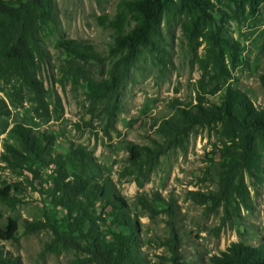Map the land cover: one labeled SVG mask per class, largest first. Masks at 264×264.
<instances>
[{
    "label": "rangeland",
    "instance_id": "374dc122",
    "mask_svg": "<svg viewBox=\"0 0 264 264\" xmlns=\"http://www.w3.org/2000/svg\"><path fill=\"white\" fill-rule=\"evenodd\" d=\"M120 0H52L53 21L41 31L44 61L37 69L38 79L45 88L48 112L43 113L32 100L33 94L15 78H0V188L10 185L15 207L0 202L6 227L10 218L18 224L14 240L0 242V250L19 258L20 264H81L86 254L76 249L51 252V229L25 234L27 221H45L60 233L68 232L65 209L51 201L56 171L54 166L31 164L30 169H13L2 162L1 154L7 145L19 147L13 128L20 124L36 132L54 136L57 154L67 156L72 148H83L92 155L103 177L124 197L130 214L136 219L134 232L140 239L139 254L143 264H170L175 258L183 264H215L213 258L226 251L231 244L241 242L249 246L264 243V173L263 180L246 177L250 190L251 208L238 206V216L222 224L224 209H213L198 201L201 195L218 190L221 171V149L225 138L220 126H197L189 137L184 151L172 149L160 156L148 179L136 182L137 174L129 164L127 142L153 147L162 143L157 132L160 124L174 114L173 101L196 104L201 92L207 102L220 104L228 86L245 93L258 109H264V0L255 11L247 6L236 9L229 0L212 1L214 12L205 26L231 42L240 43L239 60L232 65L224 58L228 69L226 79L217 82L216 70L203 69L207 43L194 48L182 32L181 17L167 24L162 14L155 27L161 47L167 57L145 52L129 69V77L118 97L113 123L108 125L102 105L91 108L89 82L105 77L110 68L87 66L81 76L77 69L68 68L69 57L55 47L62 39L72 38L91 43L103 56L108 54L113 32L99 25L101 15L113 16ZM210 24V25H209ZM207 92H202L200 81ZM218 90L212 94L214 90ZM19 89L16 94L15 89ZM264 171V151L261 155ZM69 171H71L68 166ZM144 197L152 208L139 202ZM99 214V211H98ZM101 231L111 239L120 228L112 219L102 216ZM178 234L173 256L166 245L171 227ZM48 249V248H47Z\"/></svg>",
    "mask_w": 264,
    "mask_h": 264
},
{
    "label": "trees",
    "instance_id": "16d2710c",
    "mask_svg": "<svg viewBox=\"0 0 264 264\" xmlns=\"http://www.w3.org/2000/svg\"><path fill=\"white\" fill-rule=\"evenodd\" d=\"M213 0H120L115 14L101 15L99 25L113 32V41L106 56L98 53L88 41L66 38L58 41L55 47L69 57L67 67L77 69L81 76L87 74V66L110 68L99 81L89 82L91 108L102 105L107 124L119 111L118 97L129 77V69L145 52L158 54L159 60L167 57L161 47L155 24L163 14L167 24L181 17L182 32L189 45L194 48L203 43L206 58L201 60L203 69L212 66L216 70L217 82L226 79L228 69L224 58L232 65L239 60L242 50L240 43L231 42L214 33L212 26L207 28V19L214 12ZM220 1V0H214ZM236 9L249 7L255 11L260 0H229ZM53 21L52 0H0V78H15L28 92L43 113L48 112L45 88L38 79L37 69L44 61L41 31ZM210 25V24H209ZM264 86V77L261 78ZM202 92H207L200 81ZM218 90L212 92L215 94ZM16 94L19 89H15ZM201 92L196 104L173 101L174 114L164 120L157 129L163 137L162 143L155 142L151 148L127 142L129 164L137 174L136 182L149 178L155 170L160 156L179 148L184 151L192 131L197 127L220 126V134L225 138L221 153V171L218 190L201 195L198 201L210 204L213 209L223 207L225 225L232 217L238 216V206L251 208L250 190L246 177L263 180L261 155L264 151V109L254 106L248 96L238 89L228 86L220 104L206 101ZM3 107L0 104V113ZM13 133L19 140V147L7 145L1 154L2 162L13 169H30L31 164L54 166L56 177L51 192L55 206L65 209L68 217V232L60 233L48 222L27 221L25 234L51 229L52 243L46 250L61 252L76 249L86 254L78 261L81 264H143L139 254L140 239L134 232L136 219L130 214L127 201L112 186L108 177H103L92 155L83 148H72L67 156L57 154L53 135L36 132L32 128L16 125ZM68 166L71 171H69ZM10 185L0 188V202L15 207ZM140 205L152 208L148 200L139 198ZM99 211V214H98ZM112 219L121 231L111 235V239L101 231L99 222L102 216ZM3 218L0 210V222ZM171 236L166 245L176 253L178 234L171 227ZM18 234L17 222L10 218L6 227L0 223V242L14 240ZM48 248V249H47ZM215 264H264V243L253 247L235 242L226 251L213 258ZM170 264L180 263L175 256ZM0 264H20L17 257L0 250Z\"/></svg>",
    "mask_w": 264,
    "mask_h": 264
}]
</instances>
